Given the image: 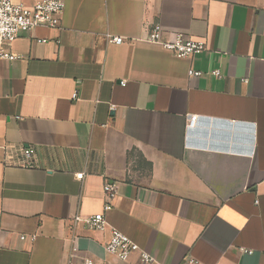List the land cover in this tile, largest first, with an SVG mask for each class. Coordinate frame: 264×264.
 <instances>
[{"label":"crops","instance_id":"1","mask_svg":"<svg viewBox=\"0 0 264 264\" xmlns=\"http://www.w3.org/2000/svg\"><path fill=\"white\" fill-rule=\"evenodd\" d=\"M63 1L60 27L0 41L19 56L0 60V264H264V0ZM157 23L206 50L147 41ZM21 145L37 167L6 160ZM100 212L153 261L109 254Z\"/></svg>","mask_w":264,"mask_h":264},{"label":"built area","instance_id":"2","mask_svg":"<svg viewBox=\"0 0 264 264\" xmlns=\"http://www.w3.org/2000/svg\"><path fill=\"white\" fill-rule=\"evenodd\" d=\"M65 9L63 0H37L33 5L28 6L19 0H0V41L7 44L12 42L22 33L33 30L39 26L58 28L61 25V16ZM111 42L122 43V36L108 34ZM146 40L161 45L172 51L178 57H191L206 50V42L202 39L190 38L184 34H175L171 38L164 37V30L160 23L154 24L149 31ZM19 56L0 48V60H15ZM216 77H222L219 69L211 72ZM190 76L199 77L203 74L201 70L190 69ZM124 84V82H121ZM77 92L73 98L77 99ZM198 120L197 115H191L187 122V127L193 128ZM17 153V160L9 159V156ZM6 160L22 168H35L39 163V152L35 146L21 145L14 149H6ZM84 172L77 173V178H83ZM117 187L106 182L104 184V195L106 197L105 210L113 208L112 200L117 195ZM87 224L96 230L108 232L109 238L105 244V250L121 260L129 259L134 253L140 252L141 258L145 262L153 261L152 256L143 251L139 244L127 234L112 226L103 212L96 213L86 220ZM23 238L25 236H22ZM189 262H194L190 260ZM86 264H93L88 259Z\"/></svg>","mask_w":264,"mask_h":264}]
</instances>
